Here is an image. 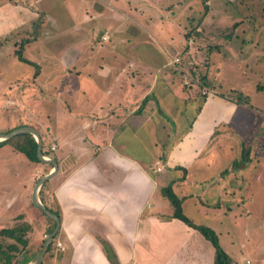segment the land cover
Wrapping results in <instances>:
<instances>
[{"label": "rangeland", "instance_id": "1", "mask_svg": "<svg viewBox=\"0 0 264 264\" xmlns=\"http://www.w3.org/2000/svg\"><path fill=\"white\" fill-rule=\"evenodd\" d=\"M179 1L124 0L121 5L124 11L121 24V20L115 18L87 19L79 0H0V10L4 14H0V133L21 124H37L42 134L46 129L57 127L61 128L63 134H71L72 130H78L72 135L86 134L79 123L67 124L66 118L56 119V114L53 115L55 107L51 97L56 95L55 87L58 85L52 80L59 76L62 80H59L61 84L58 88L63 89L69 81L74 85V80H83L93 69L81 67L80 62L86 58L91 61V65H96L100 59L102 64H116L128 51L123 46L128 42L124 34L129 29L126 27L128 18L139 16L138 13L149 8L150 16H155L157 21L151 26L162 31L155 35L156 45L151 43V47L140 48V57L145 62L144 70L150 73L165 62L161 52V47L166 49L163 40H170L177 49L178 54L172 52L171 55L179 59L175 65L186 70L178 72V69H170L171 66L166 65L162 68L165 69L162 70L163 74H160L170 76L179 99L180 96L184 99V103L175 101L177 114L185 103L193 106L192 109L185 105V115L180 119L175 118L176 123L182 121L186 124L190 120L202 103V96H206L205 90L214 87L211 88V85H215L222 93L230 95V91L235 90L245 97L243 102L238 103L239 108L232 124L222 126L215 136L221 135L232 143L224 148L211 146L213 161L204 173H198L205 175L203 178L194 179L196 165L189 170V183L182 189L196 192L199 199L188 200L187 203L182 201L183 213L194 223L206 225L215 232L220 247L230 256L233 264H264V0H207L210 5L207 11L201 0ZM111 20L114 21L108 27L115 30L107 42L110 45H101L96 37L92 38V31L97 32V26L107 25L106 22L110 23ZM146 21L143 17V25H150V21ZM197 26L203 28L201 34L187 40L184 33L197 29ZM94 42L97 45L93 46ZM21 43L25 49L24 55L32 59L35 65L20 62L14 56L13 51L19 49ZM204 46H210L208 55ZM72 54L78 55L79 61L76 63L77 68L71 67L68 71L64 69L65 63L75 60ZM56 66L60 67L58 73L54 74L52 69ZM34 71H38L35 72L36 78L32 77ZM193 72L196 80L192 76ZM203 73L207 75L206 86L197 82ZM48 94L52 96L49 98ZM155 96L162 103L157 93ZM233 97L237 99L235 93ZM40 98H45L46 106ZM152 101L154 104L149 103L152 113L155 112V118L160 119L162 104L160 107L156 97ZM166 113H170V110L167 109ZM178 125L167 122V128L174 134L177 133L174 127ZM43 137L46 144L48 136ZM242 143L249 147V161L242 164L241 169H231L232 161L240 159ZM5 148H0V152L3 153ZM11 152L7 160L4 158L6 161L0 158V228L8 227L13 217L32 208L30 192L34 181L31 172L34 166H45L28 161L19 151ZM210 156L211 153H203L201 158ZM242 171L243 175H239ZM217 175L222 177L219 180L221 187L227 189L229 181L235 184H231V193L220 194L219 207H211L217 189L209 181L217 179ZM240 176H244V179H239ZM7 198H11V204L5 203ZM202 204H207V207H202ZM206 209L207 214L204 213ZM35 219L33 216L29 220L31 230L28 244L24 255H21L27 258L38 254L41 248L38 234L41 221ZM192 230L190 232H194L196 240L177 244L175 248L170 245V262L213 264V246L199 231ZM47 262L48 259H45L41 264H50Z\"/></svg>", "mask_w": 264, "mask_h": 264}, {"label": "crops", "instance_id": "2", "mask_svg": "<svg viewBox=\"0 0 264 264\" xmlns=\"http://www.w3.org/2000/svg\"><path fill=\"white\" fill-rule=\"evenodd\" d=\"M123 1L79 0V4L83 6L84 15L89 20L115 18L121 20L122 24ZM181 2L182 0L179 1ZM149 12L150 9L147 8L138 13L139 16L128 18L126 27L129 29L124 33L128 42L123 45L124 50L128 51L116 64L111 65L110 62L102 64L100 59L96 65H91V61L86 58L80 62L81 67L89 66L93 69L91 68L90 75L85 76L83 80H74V85L69 81L64 89L58 88L61 84L59 80H62L59 76L52 80V83L58 85L55 87L56 95L51 97L55 107L53 115L56 114V119L66 118L67 124L79 123L83 126L81 130L84 129L86 134L72 135L78 130L76 132L72 130L71 134H63L60 127L50 130L46 127L42 134L37 124L38 127L25 124L39 132L43 155L45 152L47 154L45 156L55 160L57 164L56 172L47 180V187L55 203L54 209L58 212L54 214L59 218V229L55 235L56 244L50 254H44L43 262L48 259L47 263L50 264H182L170 262L172 257L170 245L175 248L177 244H187L191 239L196 240L194 232H190L193 228L172 217L171 206L161 195L159 184L168 183L170 179L177 180L173 183L172 189L182 201L187 203L188 200L199 199L196 192L182 189L189 183L188 172L196 165L194 179L203 178L205 175L201 176L198 173H204L213 161L214 154L211 149L215 146L224 148L232 143L221 135L215 136L217 131L222 130V126L232 124L239 105L231 101L228 94L222 93L212 85L214 86L212 90H206L205 99L199 105V109L197 108L196 112L193 110L190 120L186 124L182 121L180 124L175 122V118L180 119L185 115L184 106L187 103L184 104L182 113L177 114L175 101L184 103V99L182 96L179 99V93L173 89L170 76L166 73L162 76L160 74L166 65L171 66L170 69H178L179 72V66L171 63L172 58H176L174 55L178 54L177 49L172 46L170 40H163L166 49L161 47V52L165 62L150 73L144 70L145 62H142L140 57V48L151 47V43L156 45L155 35L162 31L152 27L157 21ZM0 14H3L1 10ZM143 17L146 23V20L150 21V25H143ZM113 21L110 23L108 21L107 25L100 27L96 25L97 32L92 31V38L96 37L101 45L108 44L115 30L113 28L110 30L108 24H112ZM103 35L105 39H102ZM92 44L97 45L95 42ZM70 48L72 49V46ZM24 52L23 48L22 55L34 63L24 55ZM172 52H175L173 57ZM72 57L75 60L65 63V70L77 68L78 55L72 54ZM59 67H54L52 72L57 74ZM40 71L41 68L39 73ZM35 72L38 71H34L33 78H36ZM156 93L162 103L155 96ZM47 96L50 98L52 95ZM155 97L159 106L162 104L160 119L155 118L154 112L140 120L136 114L140 103L143 99L151 100ZM40 101L46 106L45 98H40ZM150 103L154 104V101ZM187 106L193 107L191 104ZM167 109L170 113H166ZM168 121L174 125L179 124L174 127L177 133L174 134L167 128ZM12 129L14 128L9 130ZM44 135L48 136L46 144ZM51 144H55L53 151L50 149ZM164 147L165 150L162 149ZM0 148H5L3 153L0 152V158L3 160L8 159L12 150L15 151L6 143L1 144ZM203 153H211V156L201 158ZM163 154L165 159L161 160L160 156ZM39 164L45 166L39 168L34 166L31 172L34 181L32 191L36 180L38 181L52 168L47 166L48 163ZM157 167H161V170L157 171ZM157 175L163 183L157 182ZM239 175H243V171ZM220 177L217 175L215 177L217 179L209 181L212 187L217 189L211 207H219L220 194L231 193L229 192L233 189L231 184H235L229 181L225 189L224 186L221 187ZM240 177L239 179H244V176ZM31 194L32 192L30 196ZM5 200L8 204L12 202L11 198ZM203 205L202 207H207V204ZM204 213L207 214L208 209ZM18 215L13 217L12 223L8 226L15 223ZM21 215L30 228L29 220L33 219V216L35 220L40 219L41 226L38 232L40 241H44L46 235L51 232L47 233L53 227V223L55 227L54 220L33 204L32 208ZM58 242L61 247H57Z\"/></svg>", "mask_w": 264, "mask_h": 264}, {"label": "trees", "instance_id": "3", "mask_svg": "<svg viewBox=\"0 0 264 264\" xmlns=\"http://www.w3.org/2000/svg\"><path fill=\"white\" fill-rule=\"evenodd\" d=\"M204 10L207 11L209 9V4L207 0H201ZM199 25V24H198ZM237 25V23H236ZM235 26V24H234ZM198 27V26H197ZM203 31V28H197L193 29L190 32L184 33V37L188 40L189 38H194L197 37L201 34ZM22 43L19 49H15L14 55L16 58L24 63L28 64H34L33 62L27 60L23 55H22ZM206 47V49H205ZM218 48V46H217ZM204 49L207 51L210 49V46H204ZM185 51H187V48H185ZM181 57L182 54H180ZM208 55V53H207ZM183 58L181 59V61ZM182 65V64H181ZM179 69L182 71H186L185 68L182 67V69L179 66ZM192 74V73H191ZM193 78L196 80L194 76H196L195 72L192 74ZM192 79V78H190ZM207 75L206 73H203L199 80L197 81L201 86H206L207 83ZM212 88V85H211ZM237 96V99L235 100V97H233L234 93ZM230 100L239 103L243 102L245 97H243L238 91L232 90L230 91ZM205 95L202 96V101H204ZM152 100V99H151ZM240 100V101H239ZM150 99L146 98L143 99L142 102L140 103L139 108L136 110V114L139 116L140 120H143L144 118L148 117L153 110H151V107L149 105ZM148 104V106H147ZM151 104V103H150ZM199 109V107H198ZM10 131V130H9ZM10 144L15 151H19L22 154H24L29 160L36 162V163H41V161L37 158L36 155V148H37V143L34 139V137L29 134V133H23V134H18L15 135L9 139L0 141L1 144ZM45 155H47L44 152ZM161 160L165 159V155L160 156ZM249 161V147L245 146V144L242 143V151H241V156L239 160L234 159L231 163V169L238 170L241 168L242 164H245ZM48 167L51 166V164H47ZM227 171V170H225ZM224 171V172H225ZM157 182L163 183L160 178L156 177ZM177 181L174 179H170V181L167 183L159 184V191L161 195L167 200L168 204L171 206L172 209V217L178 220H181L184 224L187 226L196 229L197 231L200 232V234L210 242V244L214 248V263L213 264H233L231 261L230 256L220 247L218 237L215 234V232L208 226L206 225H201V224H196L194 223L191 219H189L187 216L184 215L183 210H182V198L177 196L175 192L172 189L173 183ZM181 181V180H180ZM37 182V180H36ZM35 182V183H36ZM47 182L45 181L40 190H39V197L42 201V203L45 205L47 209H49L51 212L58 214L56 212L55 208V203L52 200V194L49 188L47 187ZM47 192L49 194H47ZM45 194V197H44ZM50 197V198H49ZM17 220L15 223L10 225V227H1L0 228V264H25L27 261L33 259L37 254H35L31 258H27L28 256H21L22 254L24 255V251H26L27 244H28V238H27V233L30 231V225L23 219V215H18ZM54 227V223H53ZM52 227V228H53ZM50 228L48 232L52 230ZM56 236H54L53 240L50 242L48 245L47 251L45 254H50V251L52 250L54 243H55ZM44 240V239H43ZM41 241V245H42ZM40 250V249H39ZM24 260V261H22Z\"/></svg>", "mask_w": 264, "mask_h": 264}, {"label": "water", "instance_id": "4", "mask_svg": "<svg viewBox=\"0 0 264 264\" xmlns=\"http://www.w3.org/2000/svg\"><path fill=\"white\" fill-rule=\"evenodd\" d=\"M23 133H29L31 134L36 143H37V148H36V155L37 158L44 163H48L51 164L52 168L51 170L42 175L38 181L36 182L32 194H31V202L32 204L38 208L39 210H41L46 216L50 217L52 220H54L55 222V227L51 230L50 233H48L42 243L40 252L37 254V256H35L33 259L27 261L25 264H40L42 262V259L44 257L45 252L47 251L48 245L50 244V242L53 240L54 236L56 235L58 229H59V218L52 212H50L45 206L44 204L41 202L40 198H39V190L42 186V184L47 181L49 178H51L53 176V174L56 172L57 170V164L55 162V160L51 159L50 157H47L45 155H43L42 153V140L41 137L39 135V132L28 125L25 126H19L17 128H14L8 132H4V133H0V141L9 139L15 135L18 134H23Z\"/></svg>", "mask_w": 264, "mask_h": 264}, {"label": "built area", "instance_id": "5", "mask_svg": "<svg viewBox=\"0 0 264 264\" xmlns=\"http://www.w3.org/2000/svg\"><path fill=\"white\" fill-rule=\"evenodd\" d=\"M102 39H105V36L104 35L102 36ZM178 61H179V59L176 57L175 59H173V61L171 63L174 64V63H176ZM205 93H206V90H205L204 94ZM50 149L53 151L55 149V144H51L50 145ZM156 170L157 171H160L161 170V167H157ZM57 247H61V244L59 242L57 243Z\"/></svg>", "mask_w": 264, "mask_h": 264}]
</instances>
